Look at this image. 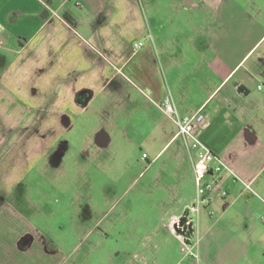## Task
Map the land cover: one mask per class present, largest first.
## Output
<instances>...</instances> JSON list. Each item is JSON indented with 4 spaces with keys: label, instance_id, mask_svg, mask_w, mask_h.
<instances>
[{
    "label": "crops",
    "instance_id": "crops-1",
    "mask_svg": "<svg viewBox=\"0 0 264 264\" xmlns=\"http://www.w3.org/2000/svg\"><path fill=\"white\" fill-rule=\"evenodd\" d=\"M190 5L166 34L144 0H0V264H264V0ZM169 96L182 116L202 110V140L255 193L225 173L228 195L199 202L195 155L159 106ZM117 139L144 146L158 175L103 181L115 217L86 227L81 204L73 244L40 224L52 211L29 196L38 166L69 157L83 171ZM187 207L198 260L174 231Z\"/></svg>",
    "mask_w": 264,
    "mask_h": 264
},
{
    "label": "rangeland",
    "instance_id": "rangeland-1",
    "mask_svg": "<svg viewBox=\"0 0 264 264\" xmlns=\"http://www.w3.org/2000/svg\"><path fill=\"white\" fill-rule=\"evenodd\" d=\"M180 2L182 3L181 6L179 5ZM190 8V0H144V10L150 16L157 17L158 15L160 20L164 21L165 26L161 30L166 34L174 33V20L187 21L189 19L191 14ZM182 28L184 30V26ZM153 31L157 33V27H153ZM83 34L86 33L83 32ZM261 84L263 83L261 82ZM254 90V95H256L257 85L254 87ZM130 146L131 149H128L125 145L118 143L117 139L111 153L109 149H106L97 163H94L93 160H87L83 171H79L75 167L72 158L70 161L68 160L69 157L67 158V162L63 158L60 159L61 161L55 160L53 169L48 171H45L42 165H39L34 175H32L33 179H30V185L28 186L29 196L33 204L37 202L38 210H42L43 207V210L52 211L48 213L46 219L39 218L43 220V223L41 221L39 223L45 225V227L54 228L53 234L59 236L68 235L69 237L66 241L71 244L75 241L71 238L73 235L70 232L83 227V219L79 220L76 214L81 204L87 208H92L89 217L86 216L84 218L83 216L86 227H103L107 223H110L113 217H115V212H113L115 209H113L114 203L104 201V193L110 189L107 185L104 186V183H110V180H113L117 176L125 178L124 181L137 179L140 185L143 180L151 177L154 178L160 171L158 167L159 163L154 165L152 169L149 168L150 170L147 168L148 164L143 156V152L146 149L144 146L136 143ZM110 158H112L111 161ZM78 178L80 180L85 179L88 185L85 188L87 201H80L77 204L78 186L75 184V181ZM122 187L113 186V189L118 188L117 193L120 194ZM143 205V202L136 203L135 212H138L136 210H139L140 206ZM118 209H120V206H118ZM61 226L64 228V231L60 230ZM56 230L58 231L57 233ZM150 236L149 245L153 249L156 237L154 234H150ZM115 238L113 235V244H115Z\"/></svg>",
    "mask_w": 264,
    "mask_h": 264
},
{
    "label": "built area",
    "instance_id": "built-area-1",
    "mask_svg": "<svg viewBox=\"0 0 264 264\" xmlns=\"http://www.w3.org/2000/svg\"><path fill=\"white\" fill-rule=\"evenodd\" d=\"M141 45L142 43H136L135 49L140 48ZM263 86L264 82L259 85V89H263ZM159 106L174 120L178 128L179 136L184 139L190 151L195 155L194 170L197 180L199 202L206 203L214 197L228 195V190L225 188L222 179L225 173L230 175L233 181L239 182L243 186V189L255 193L252 183L238 175L227 161L217 156L202 140L200 131L206 123V115L202 110L191 116H182L179 114L170 96L166 97ZM143 156H147V154L145 153ZM174 231L182 242L181 254L183 257H194V259L198 260L200 238L187 236L182 232H178L175 228Z\"/></svg>",
    "mask_w": 264,
    "mask_h": 264
},
{
    "label": "water",
    "instance_id": "water-1",
    "mask_svg": "<svg viewBox=\"0 0 264 264\" xmlns=\"http://www.w3.org/2000/svg\"><path fill=\"white\" fill-rule=\"evenodd\" d=\"M241 89H244L241 87ZM194 207V206H193ZM191 207H187L183 214L180 216L178 221L175 222L174 228L178 232H182L186 234L187 236H191L194 234L195 228H194V221L193 217L191 215Z\"/></svg>",
    "mask_w": 264,
    "mask_h": 264
}]
</instances>
